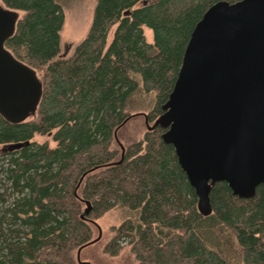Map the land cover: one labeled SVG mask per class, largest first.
<instances>
[{
	"label": "trees",
	"instance_id": "16d2710c",
	"mask_svg": "<svg viewBox=\"0 0 264 264\" xmlns=\"http://www.w3.org/2000/svg\"><path fill=\"white\" fill-rule=\"evenodd\" d=\"M217 1L96 0L87 36L66 56V0H1L19 14L6 47L43 91L26 120L0 114V264H80L75 251L117 207L125 216L104 246L111 256L126 242L138 264H264V183L241 198L217 182L205 214L165 128L128 145L118 137L134 114L153 124L164 112L191 33Z\"/></svg>",
	"mask_w": 264,
	"mask_h": 264
},
{
	"label": "water",
	"instance_id": "95a60500",
	"mask_svg": "<svg viewBox=\"0 0 264 264\" xmlns=\"http://www.w3.org/2000/svg\"><path fill=\"white\" fill-rule=\"evenodd\" d=\"M18 17L0 3V114L13 123L36 111L43 91L35 69L6 47ZM163 110L146 125L165 128L163 141L174 146L203 213L220 181L241 198L255 196L264 183V0H219L205 11ZM98 228L87 245L101 238ZM84 247L78 262L93 264L81 259Z\"/></svg>",
	"mask_w": 264,
	"mask_h": 264
},
{
	"label": "rangeland",
	"instance_id": "374dc122",
	"mask_svg": "<svg viewBox=\"0 0 264 264\" xmlns=\"http://www.w3.org/2000/svg\"><path fill=\"white\" fill-rule=\"evenodd\" d=\"M0 3H2L1 0ZM95 5L96 0H66L64 6L65 23L61 30V54L66 56L72 55L76 45L87 36L92 24ZM113 31L114 26L109 32V41L112 38ZM145 35L147 41L152 42L153 32L148 27L145 28ZM146 130L147 125L144 116L136 115L121 127L118 131V137L124 145H128L142 139ZM35 140L38 142L49 141L50 145H55L49 135H37L35 136ZM114 145L118 147L120 156V147L117 144ZM85 208L86 206L84 205L83 209ZM124 210L122 207L113 208L96 219V222L102 230L101 238L97 242L87 245L82 249V260L89 261L93 264H138L135 255L131 251V246L126 242H123V248L117 255L111 256L104 251L105 244L113 235V227L119 225L124 219ZM93 228L92 240L99 235V228L95 225ZM76 253L77 250L75 251V255Z\"/></svg>",
	"mask_w": 264,
	"mask_h": 264
}]
</instances>
